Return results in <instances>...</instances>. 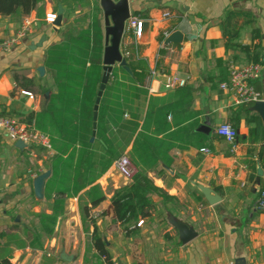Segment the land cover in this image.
<instances>
[{
  "label": "crops",
  "instance_id": "0c3cea01",
  "mask_svg": "<svg viewBox=\"0 0 264 264\" xmlns=\"http://www.w3.org/2000/svg\"><path fill=\"white\" fill-rule=\"evenodd\" d=\"M128 2L131 14L141 11L148 17L140 38L125 30L121 53L141 45L130 61H146L149 75L141 84L132 82L129 66V71L113 67L92 141V114L90 118L78 102L80 84H69L57 67L47 64L51 45L61 43L68 27L78 23L76 9L72 15L60 0H43L42 12L0 14V39L14 35L25 19L31 22L26 42L22 38L0 55V116L33 119L50 137L51 147L49 154L17 145L0 130V264H105L93 245L94 234L104 241L113 264H235L237 259L264 264V211L256 209L258 191L264 189V161L257 156L264 145V119L254 104L235 105L219 87L227 78V61L244 64L258 58L263 69L255 87L264 95V0ZM58 5L64 9L61 25L41 32L45 13L57 11ZM164 11L170 16L163 17ZM88 22L89 16L82 27ZM101 30L105 46L102 17ZM174 31L182 33V41L165 44ZM42 37L41 46L31 49ZM160 69L166 74L150 75ZM167 77L184 84L164 89ZM224 121L237 130L234 152L215 132ZM86 137L95 153L89 175L93 164L96 177L98 155L112 151L128 156L135 173L145 174L158 189L149 215L137 219L143 225L136 220L123 224L113 215L111 198L131 182L111 177L113 161L101 176L85 179L76 193L57 196L63 205L50 233L41 224V215L52 214L57 198L45 196L54 155L73 151L75 164ZM202 147L209 151H200ZM38 169L45 174L39 194L36 178L27 173ZM63 177L59 186L71 193L75 179ZM93 185L105 196L95 206ZM198 185L211 188L220 200L210 204ZM173 221L194 229L196 236L181 242Z\"/></svg>",
  "mask_w": 264,
  "mask_h": 264
},
{
  "label": "trees",
  "instance_id": "16d2710c",
  "mask_svg": "<svg viewBox=\"0 0 264 264\" xmlns=\"http://www.w3.org/2000/svg\"><path fill=\"white\" fill-rule=\"evenodd\" d=\"M60 3L67 6V9L71 10L73 3H84L91 6V12L89 16L88 25L84 28L82 24L85 23V17L77 18L78 25L71 24V29L68 28L65 39L59 44L51 45L48 50L47 64L53 65L59 69V75L65 78V81L69 84H80L82 93L78 102L81 110L88 109V115L92 114V108L97 94L98 86L102 74V53L104 48L103 34L101 30V19L98 15L100 11L99 4L96 0H60ZM43 0H0V14L3 15H26L32 10L37 9L39 12L43 11ZM67 10V11H68ZM69 12V11H68ZM133 15H137L144 19L148 17L141 11H134ZM84 25V24H83ZM142 46L132 44L125 47L124 51L129 52V55H124L126 65L131 69L132 82H138L144 84L145 79L149 75V67L143 59H139L132 63L130 60L135 58L136 54L141 51ZM163 50H159L162 53ZM251 61L262 62L258 58H253ZM159 65V64H158ZM161 74H166L167 71L160 69ZM74 77L76 78L74 80ZM130 80V81H131ZM101 100H104L102 98ZM245 104H241L243 106ZM251 105V104H246ZM82 112L80 117L82 119ZM234 126V124H232ZM80 149L76 156V163L74 164L75 152H70L66 157L64 153L55 154L51 162L52 174L47 180L45 185V196L50 195L59 196H71L76 193L84 180L88 182L93 181L95 178L101 176L107 168L111 165V162L117 159L120 155L117 153L108 152L103 155H98V169L96 170V177L93 170V162L90 159L94 157V151L92 144L86 137L80 141ZM260 162L264 161V145L260 148L258 154ZM90 163H93L92 171L89 173ZM63 174L73 175L75 183L72 186L73 191L70 193L68 187H60L59 183L63 179ZM64 183V182H63ZM158 189L153 185L152 180L145 174L137 172L132 176L131 182L124 187L115 191L114 196L110 200V207L113 211V215L120 223H126L131 220H136L139 217H145L149 215L150 209L153 208L154 202L152 200V194L157 193ZM92 193H96L95 200L92 201L91 206L98 205L105 199V196L101 193L98 185L92 186ZM168 198V197H167ZM63 199L56 198L53 205V212L50 215L43 214L40 217L41 224L50 233L52 226L56 220L58 212L62 209ZM46 226H48L46 228ZM93 245L98 254L102 257L106 264H113L111 255L109 254L104 241L96 234L93 235ZM4 264H9L7 260Z\"/></svg>",
  "mask_w": 264,
  "mask_h": 264
},
{
  "label": "built area",
  "instance_id": "2783aa9c",
  "mask_svg": "<svg viewBox=\"0 0 264 264\" xmlns=\"http://www.w3.org/2000/svg\"><path fill=\"white\" fill-rule=\"evenodd\" d=\"M57 11L50 8L44 15V21L53 25L56 19ZM163 17L170 16L169 11L162 13ZM31 22L27 19L21 22L19 28L14 35L0 39V55L11 51V49L17 45L22 38H24L30 32ZM144 20L137 15L130 13L129 18L126 21V29H130L136 38H140L143 35ZM129 52L124 51L122 53L128 56ZM227 78L220 82V89L229 94L233 104H254L256 101L264 100V95L255 87V81L261 77L263 65L260 62L249 61L244 64H239L234 60L227 61ZM160 73L158 70H153L150 75H156ZM184 80L167 77V81L164 83V89H170L175 86H182ZM29 98H34L31 92H24ZM0 130L6 133L14 141H21L31 147L42 148L51 154L50 137L48 134L40 131L36 122L33 119L30 120H18L9 116H0ZM215 132L218 136L229 144L231 152L236 150L237 130L229 122L224 121L219 123L215 127ZM202 152H208L205 147L200 149ZM112 167L116 173L122 177L125 181H130L135 174V169L129 160L128 156L120 155L113 161ZM43 170L37 171L29 170L27 173L32 178H36L42 174ZM256 209L258 211H264V189L258 191ZM144 220L139 219L137 226L143 225ZM106 264V263H105Z\"/></svg>",
  "mask_w": 264,
  "mask_h": 264
},
{
  "label": "water",
  "instance_id": "95a60500",
  "mask_svg": "<svg viewBox=\"0 0 264 264\" xmlns=\"http://www.w3.org/2000/svg\"><path fill=\"white\" fill-rule=\"evenodd\" d=\"M99 7L103 12L104 18V38L105 46L102 53V74L100 83L98 86L97 94L95 97L92 113V137L91 141L94 139L95 130H96V121L98 115V107L105 90L113 67L115 65H120L126 71H129L126 61L121 53L120 45L121 39L125 32L126 21L129 18V2L128 0H99ZM64 9L61 5H58L57 16L53 22L54 28H58L61 25L62 15ZM44 37L36 44L32 45L31 49H35L37 46H41ZM183 39V35L180 31H174L166 40L165 44L169 43H179ZM40 74L44 73V68L41 66L38 68ZM254 109L258 110L262 119H264V100L256 101L254 103ZM17 145H24L23 142L17 140ZM45 174H40L36 177L34 182V190L39 194V188ZM198 188L210 204H214L220 200V197L215 194L211 188L198 185ZM173 225L178 230V236L181 242L186 243L193 239L196 236L194 229L187 227L185 224L177 223L173 221ZM118 264H121V261H118ZM235 264H244L243 259H237Z\"/></svg>",
  "mask_w": 264,
  "mask_h": 264
},
{
  "label": "rangeland",
  "instance_id": "374dc122",
  "mask_svg": "<svg viewBox=\"0 0 264 264\" xmlns=\"http://www.w3.org/2000/svg\"><path fill=\"white\" fill-rule=\"evenodd\" d=\"M96 2L99 4V0H96ZM73 9H76V13H75V16L76 17H78V18H83V13H85V14H87V16H88V14L90 15V12H91V6L89 7L88 5H86V4H84V3H77V4H75L73 7H72V9L71 10H73ZM82 11V12H81ZM73 12H74V10L72 11V15H73ZM71 15V16H72ZM98 15H100L99 17H100V19H101V17L103 18V12H102V10L100 9V11H98ZM70 16V17H71ZM85 21V20H84ZM83 24H85V23H83ZM76 25H78L79 26V23H77ZM50 28H52V25L51 24H49V23H40V26H39V30L41 31V32H44V31H48V30H50ZM68 28H72V27H68ZM30 37V35L29 34H27L26 35V37H24L23 38V41L24 42H26V40L28 39ZM111 177H113L115 180L116 179H118L119 180V182L121 183L122 181H125L122 177H120L117 173H116V171H112V174H111ZM259 213L261 212V211H258ZM159 236H163V235H159ZM164 236H167V235H164Z\"/></svg>",
  "mask_w": 264,
  "mask_h": 264
}]
</instances>
